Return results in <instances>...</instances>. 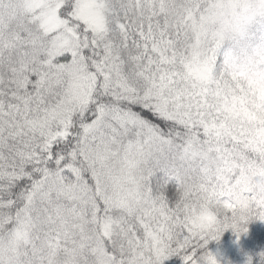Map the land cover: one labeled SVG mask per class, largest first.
<instances>
[{
  "label": "snow or ice",
  "instance_id": "obj_1",
  "mask_svg": "<svg viewBox=\"0 0 264 264\" xmlns=\"http://www.w3.org/2000/svg\"><path fill=\"white\" fill-rule=\"evenodd\" d=\"M193 9L0 0V264H219L208 244L224 232L174 222L244 89L229 45L193 51Z\"/></svg>",
  "mask_w": 264,
  "mask_h": 264
},
{
  "label": "clouds",
  "instance_id": "obj_2",
  "mask_svg": "<svg viewBox=\"0 0 264 264\" xmlns=\"http://www.w3.org/2000/svg\"><path fill=\"white\" fill-rule=\"evenodd\" d=\"M198 36L193 51L227 44L229 70L237 74V95L214 135L231 145L223 159L204 153L205 170L174 222L199 235L222 233L264 217V7L260 0H193ZM202 17L203 19H199ZM259 33V34H258ZM199 55L200 53H196ZM223 146V145H221ZM215 177V180H212ZM211 184V187L208 185ZM232 204V209L226 206Z\"/></svg>",
  "mask_w": 264,
  "mask_h": 264
},
{
  "label": "trees",
  "instance_id": "obj_3",
  "mask_svg": "<svg viewBox=\"0 0 264 264\" xmlns=\"http://www.w3.org/2000/svg\"><path fill=\"white\" fill-rule=\"evenodd\" d=\"M225 115L226 113H221L217 116L216 129ZM230 145V140L226 143L219 136L214 135L210 143L206 145V151L212 158L223 159ZM247 228V233L242 234L238 241L234 231L228 228L219 241L209 242L208 250L217 255L219 264H246L249 256L253 258V264H257L258 254L264 251V221L253 220L247 224ZM164 264H182V260L179 256H173L165 260Z\"/></svg>",
  "mask_w": 264,
  "mask_h": 264
}]
</instances>
